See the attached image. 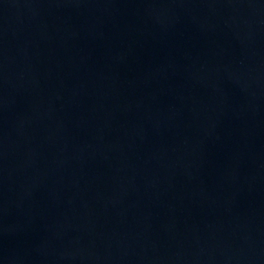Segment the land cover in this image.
Wrapping results in <instances>:
<instances>
[{
  "label": "water",
  "instance_id": "1",
  "mask_svg": "<svg viewBox=\"0 0 264 264\" xmlns=\"http://www.w3.org/2000/svg\"><path fill=\"white\" fill-rule=\"evenodd\" d=\"M0 264H264V0H0Z\"/></svg>",
  "mask_w": 264,
  "mask_h": 264
}]
</instances>
